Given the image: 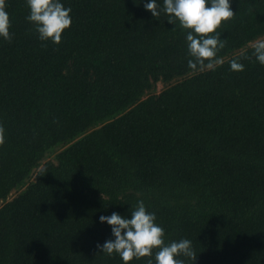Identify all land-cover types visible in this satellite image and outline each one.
Returning <instances> with one entry per match:
<instances>
[{
	"label": "trees",
	"instance_id": "obj_1",
	"mask_svg": "<svg viewBox=\"0 0 264 264\" xmlns=\"http://www.w3.org/2000/svg\"><path fill=\"white\" fill-rule=\"evenodd\" d=\"M61 2L72 22L53 43L26 0H5L0 264H124L99 252L113 238L99 216L138 200L166 243L192 241L186 264H264V65L251 47L264 0H231L215 30L224 47L196 68L188 30L144 0Z\"/></svg>",
	"mask_w": 264,
	"mask_h": 264
},
{
	"label": "clouds",
	"instance_id": "obj_2",
	"mask_svg": "<svg viewBox=\"0 0 264 264\" xmlns=\"http://www.w3.org/2000/svg\"><path fill=\"white\" fill-rule=\"evenodd\" d=\"M29 9L25 19L34 24L38 38L42 41H61L64 29L71 25V8L65 7L61 0H26ZM231 0H144L143 7L150 10L153 17L161 12L167 20L175 24L179 21L182 29H187L186 41L190 57L188 66L196 68L205 59L216 55L219 48L224 47L221 33L215 30L222 20L234 16ZM9 13L5 9V0H0V37L11 40ZM215 33L214 35H205ZM255 59L264 65V39L251 45ZM209 62V67H211ZM232 70L242 71L244 65L237 59L230 61ZM3 128L0 127V143H3ZM130 215H122L113 211L110 215H100V222L111 226L113 238L97 243L99 252L108 255L117 253L124 264L133 258L148 256L147 264H186L184 258L196 257L192 241L188 238L166 243L164 229L156 221L155 212L146 209L143 200L131 205ZM155 250V251H154Z\"/></svg>",
	"mask_w": 264,
	"mask_h": 264
},
{
	"label": "rangeland",
	"instance_id": "obj_3",
	"mask_svg": "<svg viewBox=\"0 0 264 264\" xmlns=\"http://www.w3.org/2000/svg\"><path fill=\"white\" fill-rule=\"evenodd\" d=\"M261 39H264V38H259V39H257V40H261ZM257 40H255V41H257ZM255 41H253L252 44H253ZM166 85H168V84L165 83V82H163V81H161V80H159V81H157V82H155V83L153 84L152 89L149 90V91H147V93H148V94H150V93H157V92H159L160 90H162ZM57 150H58V149H54L52 152L48 153L47 156L45 157L44 161H45V160H54V156H55V153L57 152ZM15 193H16V192L13 191L12 194H11V196H13Z\"/></svg>",
	"mask_w": 264,
	"mask_h": 264
}]
</instances>
